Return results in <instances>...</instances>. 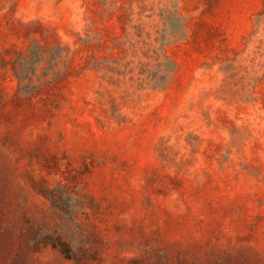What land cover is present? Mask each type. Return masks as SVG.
I'll return each mask as SVG.
<instances>
[{
    "label": "rangeland",
    "instance_id": "374dc122",
    "mask_svg": "<svg viewBox=\"0 0 264 264\" xmlns=\"http://www.w3.org/2000/svg\"><path fill=\"white\" fill-rule=\"evenodd\" d=\"M0 264H264V0H0Z\"/></svg>",
    "mask_w": 264,
    "mask_h": 264
}]
</instances>
